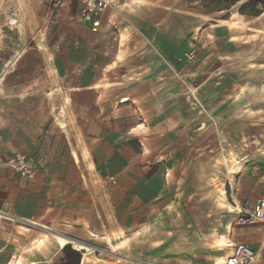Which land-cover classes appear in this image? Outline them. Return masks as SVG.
<instances>
[{
    "label": "crops",
    "instance_id": "crops-1",
    "mask_svg": "<svg viewBox=\"0 0 264 264\" xmlns=\"http://www.w3.org/2000/svg\"><path fill=\"white\" fill-rule=\"evenodd\" d=\"M51 1L0 0L1 13L19 22L18 31L6 29L4 57L12 62L0 80V162L16 152L41 159L29 185L30 207L19 211L24 220L49 224L54 232L70 230L66 238L84 245L91 234L118 233L122 242V233L146 224L143 211L178 198L184 177L196 193L191 176L203 173L211 143L226 139L220 120L211 123L204 104L188 95L209 56L178 61L207 29L208 18L187 0H118L98 15L94 29L74 0L55 10L48 9ZM217 64L214 74L224 66L221 56ZM247 182L241 197H226L235 220L241 201L264 197L260 179ZM224 220L217 240L229 244L225 253L210 246L198 256L197 246L177 250L162 237L158 261L149 264H213L238 243L251 246L256 264H264V224L236 231ZM58 246L47 264L65 259L68 244ZM89 254L81 251L78 264ZM6 264L24 263L14 255Z\"/></svg>",
    "mask_w": 264,
    "mask_h": 264
},
{
    "label": "rangeland",
    "instance_id": "rangeland-1",
    "mask_svg": "<svg viewBox=\"0 0 264 264\" xmlns=\"http://www.w3.org/2000/svg\"><path fill=\"white\" fill-rule=\"evenodd\" d=\"M74 1L76 10L84 19V2ZM187 1L208 18L207 29L192 48L197 50V58L199 54L209 56L203 78L190 84L191 93L188 95L195 103L204 104L203 113L208 115L211 123L220 120L226 139L221 145L211 143L212 157L204 159L203 173L191 176L199 188L196 193L193 181L190 189L188 177H184L178 198L167 200L165 208L143 211L146 224L122 233V242H119L118 233L106 234L105 238L88 235L89 245L86 246L90 248V254L85 256L87 261L83 264L157 263L156 250L162 237L177 250L183 246H197L196 255L205 253L199 251L200 248L210 249V246L216 247L221 254L225 253L230 247L221 244L223 239L217 240L224 218L230 230L248 227L236 224L237 219L226 205V197L231 199L236 194L241 197L239 191L249 187L248 178L260 179L264 187V167L261 166L264 165V13L260 16L239 13L238 7L244 1L228 11H213V6L204 0ZM53 6L54 10L64 6L63 0H52L48 9ZM218 22L224 24L214 26ZM230 33L235 35L232 41H229ZM36 44L37 40L29 41V45ZM217 56H221L224 66L221 72L214 74L213 69L218 66ZM213 129H210L212 134ZM6 161L0 162V207L19 215V211L25 212L30 207L29 185L37 179L38 173L32 178L22 177ZM22 195L28 197L20 198ZM192 215H196V221ZM159 217L168 223L157 224L161 221ZM26 221L23 227L29 230L0 231V264H6L14 255L21 256L24 264L34 260L38 264H47L46 260L59 249L54 234L65 237V234H72L70 230L54 232L51 225L39 221ZM126 235H131L130 242L126 241ZM40 240L43 242L39 244ZM68 245L74 248L72 244Z\"/></svg>",
    "mask_w": 264,
    "mask_h": 264
},
{
    "label": "built area",
    "instance_id": "built-area-1",
    "mask_svg": "<svg viewBox=\"0 0 264 264\" xmlns=\"http://www.w3.org/2000/svg\"><path fill=\"white\" fill-rule=\"evenodd\" d=\"M84 2L82 16L86 20L92 22L94 29L99 26L100 20L98 15L110 6L118 4V0H82ZM19 22L16 15L2 14L0 11V80L5 73L9 71L12 59H5L4 52L6 48V29L18 31ZM197 56V50L190 48L178 57L179 62L191 61ZM15 172L22 177H34L41 166V159L29 153L16 152L7 162ZM239 216L236 224L245 226H254V224H264V197H260L251 201L245 199L238 205ZM26 224V220L16 215L10 210L0 207V231L9 232L14 228H19ZM257 253L254 249L245 243H238L232 246L229 254L222 260L213 264H256Z\"/></svg>",
    "mask_w": 264,
    "mask_h": 264
},
{
    "label": "trees",
    "instance_id": "trees-1",
    "mask_svg": "<svg viewBox=\"0 0 264 264\" xmlns=\"http://www.w3.org/2000/svg\"><path fill=\"white\" fill-rule=\"evenodd\" d=\"M213 6V11L230 10L238 2L244 1L239 7L238 12L243 15L260 16L264 13V0H204ZM65 259L60 264H78L80 252L74 250L69 245L64 247Z\"/></svg>",
    "mask_w": 264,
    "mask_h": 264
},
{
    "label": "bare ground",
    "instance_id": "bare-ground-1",
    "mask_svg": "<svg viewBox=\"0 0 264 264\" xmlns=\"http://www.w3.org/2000/svg\"><path fill=\"white\" fill-rule=\"evenodd\" d=\"M16 55H17V54H16ZM13 58H14V57H13ZM14 61H15V59H14ZM22 227H23V226H22ZM55 238H56L57 243H58L60 246H65L66 244H72L73 247L76 248V249L85 250V251H90V248L87 247L86 245L81 244V243H77L76 241H73V240H71V239H69V238H66V237L62 236V235H57ZM221 244H225V245H227V246L229 245V244L227 243V241H222ZM85 261H87V260H86V257H84V259H83V263H84Z\"/></svg>",
    "mask_w": 264,
    "mask_h": 264
}]
</instances>
